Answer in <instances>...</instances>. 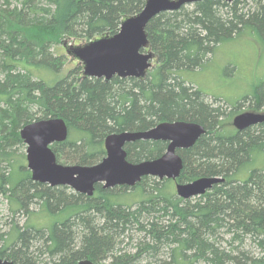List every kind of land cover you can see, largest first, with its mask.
Wrapping results in <instances>:
<instances>
[{
  "label": "trees",
  "instance_id": "obj_1",
  "mask_svg": "<svg viewBox=\"0 0 264 264\" xmlns=\"http://www.w3.org/2000/svg\"><path fill=\"white\" fill-rule=\"evenodd\" d=\"M146 1L0 0V164L15 166L9 149L25 144L21 128L40 119L64 118L69 136L52 149L58 162L80 165L106 156L104 139L111 133L185 120L207 132L179 151L184 166L178 180L218 176L224 181L196 199L178 197L175 181L151 176L134 187L97 184L87 196L35 182L30 171L17 178L15 168L7 174L8 166L0 165V194L9 210L28 212L25 222L14 219L0 230V259L264 264V122L242 131L226 125L222 106L206 102L179 74L201 67L219 44L244 32L264 43V0H200L156 16L146 28L155 64L143 78L106 81L86 77L82 67L61 75L66 61L55 52L58 44L113 36ZM250 99L256 110L264 109V81L233 109ZM166 147L164 141L139 140L127 144V158L156 159ZM45 216L54 221L39 226ZM135 241L131 250L121 248Z\"/></svg>",
  "mask_w": 264,
  "mask_h": 264
},
{
  "label": "water",
  "instance_id": "obj_2",
  "mask_svg": "<svg viewBox=\"0 0 264 264\" xmlns=\"http://www.w3.org/2000/svg\"><path fill=\"white\" fill-rule=\"evenodd\" d=\"M200 0H147L142 11L125 19L119 31L82 46L70 47L72 53L83 64L86 77L111 80L120 78H143L152 68L155 55L149 49L146 28L149 22L165 12L179 10L183 6ZM229 3L235 0H225ZM264 122V113L243 112L235 116L233 125L238 131ZM207 132L204 125L185 120L163 121L144 131H122L111 133L104 139L106 156L94 165L62 164L57 161L52 149L55 143L67 140L69 129L62 117L40 119L24 125L21 139L27 145V167L31 179L52 187L66 186L77 193L93 196L97 184L104 188L117 186L134 187L144 177L176 181L178 197L191 199L210 191L214 185L224 181L218 176L199 177L191 182L178 181L183 158L179 151L193 147ZM139 140L167 142L166 151L159 158L131 162L126 145ZM0 264H15L0 259ZM77 264H102L89 259Z\"/></svg>",
  "mask_w": 264,
  "mask_h": 264
},
{
  "label": "rangeland",
  "instance_id": "obj_3",
  "mask_svg": "<svg viewBox=\"0 0 264 264\" xmlns=\"http://www.w3.org/2000/svg\"><path fill=\"white\" fill-rule=\"evenodd\" d=\"M65 41V47L60 43L58 44V48L55 49L56 53L64 54L66 61L61 73L62 76L67 74L71 69L83 68L82 62L76 57L69 55L67 49L72 46L86 44L85 40L70 39ZM154 64L155 61H153ZM179 74L187 84L199 89L206 96V102L213 103L215 106H222V109L225 111L222 119L228 126L235 128L233 126V119L240 113L247 111L264 113L263 108L259 110L254 108L251 99L242 101L236 109H233V106L237 102L244 97L252 95L256 91V88L261 86L264 81V43L258 36L249 31L219 44L215 52L208 57V60L201 67L194 70H182ZM42 75L47 79L52 78V74L49 73L42 72ZM11 148L9 151L12 152L15 158H11L13 161L15 160V166H8V162L6 161L1 162L0 165L3 167L8 166L7 174L15 168L16 177L21 178L23 173L30 171L27 167V145L18 143ZM59 163L65 164L64 162ZM21 166H24V168ZM174 184L173 182V186ZM37 208V204L31 206V210H36ZM18 218L21 219L22 223L25 222L28 218V212L13 215L9 210L6 199L0 194V230L2 232L6 231L8 229L7 224ZM39 220L40 223L37 224L40 226L42 225L41 223L53 222L54 217L45 216L38 219L37 222ZM136 236L138 237L137 234ZM250 244L251 242L248 243V245ZM129 245L123 244L121 248L131 250L137 246V242L135 241ZM250 248L254 249L253 247ZM111 262V259H107L100 263L111 264ZM141 264H145V261L141 262Z\"/></svg>",
  "mask_w": 264,
  "mask_h": 264
},
{
  "label": "flooded vegetation",
  "instance_id": "obj_4",
  "mask_svg": "<svg viewBox=\"0 0 264 264\" xmlns=\"http://www.w3.org/2000/svg\"><path fill=\"white\" fill-rule=\"evenodd\" d=\"M127 146V145H126ZM126 148V147H125ZM102 185V184H101ZM102 187H103V185H102ZM104 188V187H103ZM106 189V188H105Z\"/></svg>",
  "mask_w": 264,
  "mask_h": 264
}]
</instances>
